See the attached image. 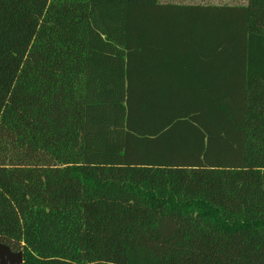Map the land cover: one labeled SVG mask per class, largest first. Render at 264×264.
<instances>
[{
  "label": "trees",
  "instance_id": "16d2710c",
  "mask_svg": "<svg viewBox=\"0 0 264 264\" xmlns=\"http://www.w3.org/2000/svg\"><path fill=\"white\" fill-rule=\"evenodd\" d=\"M0 243L264 264V0H0Z\"/></svg>",
  "mask_w": 264,
  "mask_h": 264
},
{
  "label": "water",
  "instance_id": "95a60500",
  "mask_svg": "<svg viewBox=\"0 0 264 264\" xmlns=\"http://www.w3.org/2000/svg\"><path fill=\"white\" fill-rule=\"evenodd\" d=\"M0 264H23V254L21 251L12 252L0 243Z\"/></svg>",
  "mask_w": 264,
  "mask_h": 264
},
{
  "label": "rangeland",
  "instance_id": "374dc122",
  "mask_svg": "<svg viewBox=\"0 0 264 264\" xmlns=\"http://www.w3.org/2000/svg\"><path fill=\"white\" fill-rule=\"evenodd\" d=\"M165 2L172 3H184V4H193V3H202V4H218V5H242L245 3V0H161Z\"/></svg>",
  "mask_w": 264,
  "mask_h": 264
},
{
  "label": "crops",
  "instance_id": "0c3cea01",
  "mask_svg": "<svg viewBox=\"0 0 264 264\" xmlns=\"http://www.w3.org/2000/svg\"><path fill=\"white\" fill-rule=\"evenodd\" d=\"M149 132V131H148Z\"/></svg>",
  "mask_w": 264,
  "mask_h": 264
}]
</instances>
